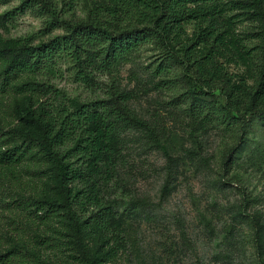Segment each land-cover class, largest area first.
Segmentation results:
<instances>
[{"label": "trees", "instance_id": "obj_1", "mask_svg": "<svg viewBox=\"0 0 264 264\" xmlns=\"http://www.w3.org/2000/svg\"><path fill=\"white\" fill-rule=\"evenodd\" d=\"M22 3L38 8L44 19L40 35L49 38L0 42L3 84L29 94L36 129L0 127V168L40 169L50 193L13 199L25 227L11 238L0 264H103L128 249L122 207L108 193L126 169L130 133L139 132L148 147L163 151L169 166L174 162L162 143L166 129L159 114L140 117L129 104L134 91L115 81L118 67L142 52L151 53L148 70L157 90L174 94L175 107L185 105L193 129L220 133L216 175L241 189L240 214L248 216L253 198L240 162L255 129L264 130V0ZM21 72L32 80L13 84ZM65 73L100 95L84 98L59 87ZM251 157V169L264 171V143ZM251 227L256 264H264V226L252 218ZM87 236L95 240L93 249Z\"/></svg>", "mask_w": 264, "mask_h": 264}, {"label": "rangeland", "instance_id": "obj_2", "mask_svg": "<svg viewBox=\"0 0 264 264\" xmlns=\"http://www.w3.org/2000/svg\"><path fill=\"white\" fill-rule=\"evenodd\" d=\"M22 2L0 0V42L25 37L34 38V44L47 41L49 35H40L44 19L38 8ZM243 27L239 24V31ZM150 54L142 52L123 62L114 77L117 86L134 91L129 104L140 117L159 114L162 122L158 124L166 129L162 143L174 162L169 166L163 151L148 147L139 132L130 133L126 169L108 193L122 207L128 249L103 264H256L251 224L254 218L264 226V171L251 169L249 160L257 144L264 143V130L255 129L256 139L240 162L246 172L245 190L253 198L248 216H242L241 189L223 184L216 175L220 133L193 129L182 111L185 105L175 107L174 94L157 90V80L148 70ZM4 69L0 63V127L4 132L16 128L35 133L29 94L14 89L12 83L4 85ZM31 80L21 72L13 84ZM56 83L84 98L100 95L98 90L92 94L74 84L69 73ZM39 172L25 164L15 172L0 168V255L25 227L23 210L11 204L13 199L18 194L50 193L48 181ZM84 241L89 248L95 247L89 236Z\"/></svg>", "mask_w": 264, "mask_h": 264}]
</instances>
